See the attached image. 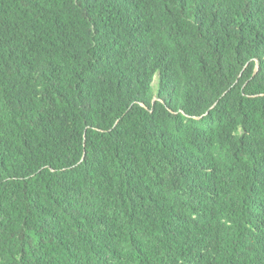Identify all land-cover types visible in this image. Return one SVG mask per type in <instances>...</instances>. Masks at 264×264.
I'll use <instances>...</instances> for the list:
<instances>
[{"label":"trees","instance_id":"16d2710c","mask_svg":"<svg viewBox=\"0 0 264 264\" xmlns=\"http://www.w3.org/2000/svg\"><path fill=\"white\" fill-rule=\"evenodd\" d=\"M0 264H264V0H0Z\"/></svg>","mask_w":264,"mask_h":264}]
</instances>
